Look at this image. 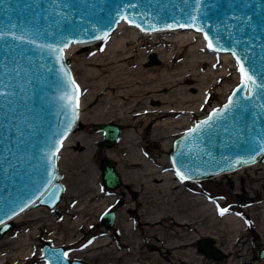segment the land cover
<instances>
[{"label": "water", "instance_id": "water-1", "mask_svg": "<svg viewBox=\"0 0 264 264\" xmlns=\"http://www.w3.org/2000/svg\"><path fill=\"white\" fill-rule=\"evenodd\" d=\"M192 16L196 17L195 21ZM246 17H251L252 27L242 23ZM121 21L139 25L142 31L201 32L203 39L207 33L215 48L210 50L230 53L232 57L235 51L256 85H260L249 84L252 99L241 100L247 105L246 111L234 109L217 119L211 128L186 137L189 128L227 103L239 86V79L220 106L212 108L173 139L169 158L175 172L179 168L198 181L258 160L264 162V152L260 150L264 145V0H201L199 4L196 0H58L56 4L52 0H0V31L25 35V42L10 37L0 40V79L7 82L9 86L4 90L10 93L0 97V238L13 227L12 218L21 212L22 203H28L25 209L45 205L52 210L62 199L65 186L57 164L59 152L55 157L50 152L57 140L64 141L70 132L82 126L78 121L80 88L75 118L60 99L71 91L61 68L76 81L65 49L72 43L107 37ZM192 24L194 27L188 26ZM204 41L207 45L208 41ZM49 46L63 47L64 51L54 52ZM58 55L63 58L58 60ZM157 61L152 52L148 63ZM244 95H249L248 88L234 99ZM91 127L103 133L101 144L105 146H114L122 131V126L113 122H93ZM253 157L255 162H251ZM237 160L249 162L236 163ZM99 169L107 188L121 184L114 159L102 156ZM47 192H55L58 199L53 202ZM41 193L45 195L41 197ZM100 219L104 226L112 227L115 213L108 209ZM198 244L208 257L222 256L212 238H202ZM254 248L257 257L264 259V246L254 242ZM63 252H66L64 245L43 241L42 264H91L82 258L64 259L57 255Z\"/></svg>", "mask_w": 264, "mask_h": 264}, {"label": "rangeland", "instance_id": "rangeland-1", "mask_svg": "<svg viewBox=\"0 0 264 264\" xmlns=\"http://www.w3.org/2000/svg\"><path fill=\"white\" fill-rule=\"evenodd\" d=\"M143 43L142 49H146V47L150 45L148 43L151 42L148 39H144ZM133 45H135L134 42H129L127 47ZM79 46L80 47L74 49L75 54L69 55L70 66L73 68L76 77L78 76L77 78H79L81 93L85 101L83 103V111L88 112L90 115L93 113L98 115L99 110H107L110 108L111 104L104 98L101 99L97 95L96 97L93 96V78L87 69L88 67H93L90 57L98 55L97 58L103 56V61L104 59L105 61L109 59L108 54L105 53V41L101 40L89 46ZM232 61L235 63L233 58ZM150 65L151 64H148L147 66L150 68ZM152 66L154 65L152 64ZM223 67V63H217L215 69L217 68L218 70ZM227 67H229V69L226 74L218 79L219 82L217 81V86L215 85L205 98L203 97L202 100L198 101L195 100L192 110L190 109L188 112L175 115L176 119L183 116V120L181 119L182 121L180 124L177 123L174 127H171L172 129H169V134L164 139L170 142L168 145L169 148L166 147L165 150L163 140L158 138H153L149 141L150 143L148 146L143 145L149 158L154 156L158 158L167 157L166 155H169L172 148L171 142L176 136L206 115L209 110L221 105L222 102L225 101L231 89L238 83L240 78L239 76L238 80H236L238 77L236 74H239V71L236 73L233 65L229 64ZM84 71L87 72L85 73ZM82 86H84V88ZM94 92L97 93L96 91ZM199 94V92L192 91L191 96L197 98ZM160 104H162V102H160ZM89 121H82L83 126L75 130V132L78 131L77 135L80 136L82 140L77 141V144L74 143L70 147L63 149V153L59 154L57 158V164L59 163L58 166L63 173L62 181L65 186L64 193L66 192V194L62 196L61 201L54 209H44V213H48L50 218L58 217L59 220L58 222L56 221L57 224L52 219L47 221H44L45 219L39 221L33 219L35 218L34 214L43 212V210L40 209L41 206L31 207L28 209L29 211L25 209L26 212L22 217L25 221L22 223H20V221H15L13 227L7 231L10 235L8 234L9 236L6 239L15 241L23 234V230H25L26 232H24L26 234L22 239H25L26 235L30 234V241L33 246L28 249H23L30 252L26 253L23 257H19L16 262L15 260H10V256H8V262L3 264H41L40 245L45 240L52 244L64 245L69 257L82 258L91 264H127L124 262L123 258L120 260L111 258L109 255L111 253H108L106 249L92 248L94 241L98 240V238H110L115 236V231L117 230L116 224H120L118 219L125 216V209L133 206L137 211H140L142 206L139 204L136 207L135 202L139 199V195L136 196L132 194L133 192H130L129 188L123 183V179L121 184L113 189L107 188L102 183L99 161L102 156H107L106 149L110 146L102 145L101 139L103 133L91 127L93 122H100L103 120L96 119L92 121L89 119ZM108 122L118 123L122 126L123 130L126 129L122 123L116 120ZM122 133L119 137H121ZM119 139L114 147L119 144ZM92 147L94 153H92ZM140 149H142V147ZM163 166L168 169H166L167 172H170L168 168L170 166L172 167L170 159L168 161L165 159L163 161ZM238 169L198 181H181L178 177H174L173 181L176 187L173 188L172 192L168 193L164 191L151 194L148 200H154V209H157V215L159 214L158 212H161L164 216L160 220L161 222H158L155 226L151 225L155 229L154 231L156 234L162 235L164 232L170 231L172 232V236L167 237L168 239L165 237V240L167 239L166 241H172L174 238H177L179 242L185 243L183 247L180 248L179 251L181 252H178L179 256L177 255V257L174 256V250H166L165 248H168L166 246L143 247L144 251L148 252V259L141 257V260H138V254L133 251L131 258L133 257L132 260H134V258L136 259L134 264H264V259L257 257V250L254 248V242H257L260 246H264V163L258 162L251 166L249 164V166L245 165ZM249 175L250 177L254 176V179L249 180ZM90 186L94 187V190L98 192L102 191L101 193H104V197L107 196L111 198L112 204L109 203V205L105 206L100 197H98L99 199L97 198L98 200L96 198L93 199L91 203L97 204L93 217L91 216L90 219H87V224L85 223L86 226L84 225L80 230H75V226L71 229V226L65 224V210L64 207L61 209L62 202L65 200L67 202L68 197L71 195L83 194L84 197L88 196L91 190ZM153 195H156V197ZM206 198L210 204L206 202ZM152 200L150 201L152 202ZM117 201H120L119 205H117ZM219 208H228L229 211L221 216L219 215ZM108 209H112L115 213V221L112 227L104 226L100 219L102 212ZM126 212L131 214V211ZM237 213H239V215H237ZM231 214L234 216H231ZM228 215H230V217ZM43 218H45V216ZM42 222L45 224L44 228H41V230L37 229L36 231V226L39 227ZM149 229L150 232H152V229ZM175 231H178V233H175ZM205 237L212 238L213 244L220 247L219 249L222 252L220 258L214 259L208 257L199 250L198 240ZM89 241H92V243L89 244ZM13 242H3L0 245V249L3 251L14 248L17 243ZM85 245L88 246L85 247ZM21 246L23 245H18V248ZM15 248L11 252L15 251ZM113 249L115 251L114 247ZM125 249L126 248H122L123 251H125ZM131 249L133 248L131 247ZM20 251L19 249L17 250L18 253L16 252V256H20L18 255ZM160 254L167 257L164 258V260L161 256H158V258L155 257Z\"/></svg>", "mask_w": 264, "mask_h": 264}, {"label": "bare ground", "instance_id": "bare-ground-1", "mask_svg": "<svg viewBox=\"0 0 264 264\" xmlns=\"http://www.w3.org/2000/svg\"><path fill=\"white\" fill-rule=\"evenodd\" d=\"M116 31L112 35L102 39L105 41V53L108 54L109 59L107 61L104 59L103 61V56L97 58L98 55L90 57L93 67H88L87 69L93 78V96L96 97L97 95L101 99H106L111 106L107 110H99L98 115L94 113L90 115L88 112L83 111V103L85 101L81 93V111L78 121L82 125V121L86 122L89 119L92 121L96 119L103 120L100 122L116 120L126 127V129H122L123 133L121 131L122 135L119 137V144L115 147H108L106 155L116 161V169L122 177L123 183L129 188V191L133 192L132 194L136 196L139 195V199L135 202L136 207L139 204L142 207L140 211H137L133 206L125 209V216L118 219L120 224H116L117 230L115 231V236L98 238V240L94 241L92 248L106 249L108 253H111L109 254L111 258H114V260L123 258L127 264H134L136 260L135 258L132 260L133 257L131 258L133 251L138 254V260H141V257L145 259L149 258L148 252L144 251L143 247L166 246L168 248L165 249L169 251L173 249L174 256L177 257L178 252H181L179 251L180 248L183 247L185 242H179L177 238H174L172 241H166L167 237L172 236V232L170 231L162 232V235L156 234L155 229L151 225L155 226L158 222H161L160 220L164 216L161 212H158L159 214L157 215V209H154V200L150 199L153 203L148 200L151 194L164 191L168 193L172 192L173 188L176 187L173 181L174 177H177L176 172L171 166L168 167L170 172H167L168 169L163 166V161L165 159L168 161L169 155H166L167 157L158 158L154 156L155 158H149L143 145L148 146L149 141L153 138H158L163 140L165 150L166 147L169 148L170 142L164 139L168 136L169 129L177 123L180 124L183 120V116L176 119L175 115L188 112L190 109L192 110L194 101L202 100L203 97L205 98L212 91L217 81L219 82L218 79L226 74L229 69L227 66L229 64L233 65L237 73V65L235 66V63H233L229 53H218L208 49L201 32L142 31L135 25L128 24L125 21L119 23ZM144 39H148L151 42L148 43L150 45L146 49H142ZM95 42H87L85 43L86 45L72 43L70 47L65 49V55L69 57V55L75 54L74 49L80 47L79 45L89 46ZM129 42H134L135 45L127 47ZM152 52L156 55L158 61L152 63L154 66L151 64L149 68L147 65L150 64L148 63L149 55ZM217 63H223L224 67L218 70L217 68L215 69ZM71 69L79 84L78 76L76 77L72 67ZM236 76H238L236 79L238 80L240 74L237 73ZM82 87L84 88V86ZM79 88L81 90L80 84ZM192 91L199 92V96L193 98L191 96ZM77 132L74 130L66 136L59 154L63 153V149L82 140L77 135ZM141 147L142 149H140ZM91 150L94 153L93 147ZM258 162L262 161L258 160L256 163L250 164V166ZM248 179L253 180L254 176L250 177L249 175ZM187 180L194 181L192 179ZM90 189L88 196L84 197L83 194L71 195L68 197L67 202L65 200L62 202L63 204L61 203V209L64 207L65 210V224L71 226V229L75 226V230H80L85 225L87 219H90L91 216L93 217V213L97 207V204L91 203L93 199L100 197L105 206L109 205V203L112 204L111 198L104 197V193H101L102 191L98 192L92 186H90ZM65 194L66 192H63V196ZM206 202L210 204L207 198ZM39 206H41L40 209L43 212L34 214L35 218L33 219L37 221L52 219L55 223L56 221L58 222V217L50 218L48 213H44V209L47 208L45 205ZM126 211H131V214H128ZM25 212L26 210L16 214L12 218V221L24 222L25 219H22V217ZM44 216L45 218H43ZM228 216L230 217V215ZM231 216L234 215L231 214ZM43 222L39 227L36 226V231L37 229L41 230V228H44L45 224ZM149 228L152 229V232H150ZM7 231L0 238V245L3 242L9 243L14 241L6 239L10 235ZM24 231L13 242L17 243L16 248L14 247L15 251L11 252L14 248L3 251L0 249V264L7 263L8 256H10V260H15L16 262L19 257H23L26 253L30 252L23 250L33 246L30 241V234H27L26 238L22 239L26 234V231ZM175 233H178V231H175ZM165 237L167 238L166 240ZM18 245L23 246L18 248ZM122 248H126L125 251ZM218 248L220 247L218 246ZM18 249L21 250L18 254L20 256H16ZM158 256H161L163 260L167 257L163 254L156 255L155 257L158 258Z\"/></svg>", "mask_w": 264, "mask_h": 264}, {"label": "snow or ice", "instance_id": "snow-or-ice-1", "mask_svg": "<svg viewBox=\"0 0 264 264\" xmlns=\"http://www.w3.org/2000/svg\"><path fill=\"white\" fill-rule=\"evenodd\" d=\"M197 4L201 3V0H196ZM53 4L58 3V0H52ZM191 19L193 21H195L196 17L192 16ZM236 20H240V17H235ZM251 17H246L244 21H242V23H244L245 25L252 27L251 25ZM131 23V21H130ZM136 27H139V25H135ZM181 27H184L185 25H180ZM188 26H192L194 27V24L192 25H188ZM11 27H16L15 25H12ZM169 27H171V25H169ZM243 28H240L239 31L243 32ZM196 31H202V29L200 28H196ZM107 34H105L106 36ZM12 40H16L19 42H25V35H16L15 33H12L11 35L9 34V32L6 31H0V40H4L5 38H9ZM97 39H103V37H97ZM204 39L206 41H208L207 47L209 49L215 50L209 36L207 33L204 34ZM27 42L29 43H35L32 40H28ZM236 43H240V41H236ZM64 47H67V44L64 45ZM51 51L54 52H58V53H63L64 48H51V46H49ZM233 57L236 59V63H237V70L240 73V84L239 86L233 91L232 95L229 96L228 101L226 104H224L222 106V108L220 109H214L208 116L206 119L199 121L198 123H196L193 127L189 128L187 130V132L185 133V136H191L195 133H199L201 131H203L206 128H211L214 124V122L219 119L224 117V115L226 113H229L230 111L239 108L241 111H246L247 110V105L246 104H242L241 100L243 101H251L252 96H251V92H252V88L249 87V84L255 85L256 87H260V85H256V81L253 78V76L249 73V71L245 68L243 62L241 61V59L239 58V56H237L236 52L233 51L232 52ZM63 57L62 55H58L57 59L61 60ZM61 72L63 73V76L66 79V82L69 86V88L71 89L70 92H66L65 95L61 96L60 99L65 101V107L69 108L72 112L73 118L76 117V115L78 114V107H79V85L76 83V81L72 78V76L63 70V68H61ZM9 85L7 84V82L5 80L0 79V97H6L8 95H10V93H8L7 91H5L4 89H6ZM248 88V92L249 95H244L242 96L239 100L238 99H234V97L237 96L238 93L242 92L243 89ZM264 107V106H262ZM70 126V125H69ZM64 135L66 136L67 133L65 132ZM63 141L62 140H57L54 145L53 148L54 150L50 152V156L51 157H55L59 150L60 147L62 146ZM262 152H264V145H262L261 149ZM249 161H240L237 160L236 163H248ZM251 162H255V157L252 158ZM175 163V161H174ZM176 176L179 178V180L181 181H185L187 179H190L191 177L186 175L184 172H182L179 168L176 169ZM48 183H51V180L48 181ZM47 191V190H46ZM45 195V193H41V197H43ZM47 195L49 197L50 200H52L53 202L58 199V197L56 196L55 192H47ZM28 206L27 202L22 203L19 206V211H24L25 207ZM219 215L223 216L225 215L229 209L228 208H219ZM13 211H15V209H13ZM237 215H239V213H237ZM89 244L92 243V241L88 242ZM88 245H85V247H87ZM54 253L56 252L55 249L52 250ZM57 255H62V257L64 259H67L68 257V253L67 252H63L62 254L58 253ZM56 258V257H54Z\"/></svg>", "mask_w": 264, "mask_h": 264}]
</instances>
